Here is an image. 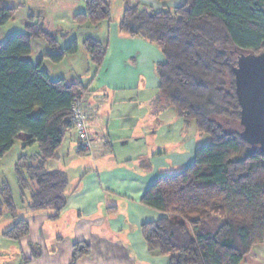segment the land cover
Listing matches in <instances>:
<instances>
[{"label": "trees", "instance_id": "16d2710c", "mask_svg": "<svg viewBox=\"0 0 264 264\" xmlns=\"http://www.w3.org/2000/svg\"><path fill=\"white\" fill-rule=\"evenodd\" d=\"M123 1L119 31L159 49L160 92L210 140L195 149L189 166L156 179L143 194L141 204L164 214L141 225L147 248L168 256L169 264H240L253 246L264 243V154L240 134L233 68L239 54H264V0H184L160 9ZM15 11L0 0V26ZM73 19L78 26L110 22L109 0H86L84 11ZM40 38L51 47L46 57L53 63L82 47L99 67L105 49L90 37L61 47L38 22L0 43V161L19 134L26 133L23 148L35 145L37 152L19 155L14 165L21 197L28 188L29 210H52L55 219L66 206L68 178L64 171L48 170L46 163L56 158L72 130L71 104L86 90L80 82L51 79L40 63L26 59L32 39ZM0 200L14 217L16 206L6 183L0 186ZM28 230L19 219L4 236L18 240ZM89 253L86 242L75 243L71 264ZM38 254L34 247V257Z\"/></svg>", "mask_w": 264, "mask_h": 264}, {"label": "crops", "instance_id": "0c3cea01", "mask_svg": "<svg viewBox=\"0 0 264 264\" xmlns=\"http://www.w3.org/2000/svg\"><path fill=\"white\" fill-rule=\"evenodd\" d=\"M85 1L2 0L16 11L0 26V43L21 32L14 26L25 31L38 22L51 26V31H46L55 35L59 44L64 43L61 47L88 37L100 41L105 57L97 67L80 47L77 53L53 63L46 57L52 53L48 43L32 39L27 60L40 63L51 79L80 82L85 88L93 149L79 154L71 130L57 149L56 158L46 163L48 170L64 171L68 178L66 206L55 219L51 218L52 210H29L31 190L28 197H21L19 191L20 204L14 200L12 185L2 171L8 166V176H15L20 151L9 158L12 146L4 155L0 186L8 185L16 209L12 217L0 200L4 207V212L0 211V264H71L73 245L78 242H86L90 253L75 264H169L168 256L148 250L141 232L142 224L157 221L164 214L140 200L156 179L174 176L189 166L200 144L192 138L199 136L200 142H206L207 136L198 132L193 121H184L160 92L156 65L163 57L159 49L142 38L120 32V19L111 17L110 22L97 26H78L73 18L84 11ZM120 1V7L125 8ZM138 1L151 9L184 3ZM112 2L109 0L110 11ZM6 28L15 31L6 33ZM27 136L19 134L21 144ZM34 147H27L25 152ZM19 219L28 225V233L18 240L6 238L4 233ZM34 247L39 249L37 257ZM240 264H264V243L253 246Z\"/></svg>", "mask_w": 264, "mask_h": 264}, {"label": "water", "instance_id": "95a60500", "mask_svg": "<svg viewBox=\"0 0 264 264\" xmlns=\"http://www.w3.org/2000/svg\"><path fill=\"white\" fill-rule=\"evenodd\" d=\"M241 136L264 154V54H239L233 68Z\"/></svg>", "mask_w": 264, "mask_h": 264}, {"label": "built area", "instance_id": "2783aa9c", "mask_svg": "<svg viewBox=\"0 0 264 264\" xmlns=\"http://www.w3.org/2000/svg\"><path fill=\"white\" fill-rule=\"evenodd\" d=\"M72 130L75 135L76 149L89 153L93 149V141L88 132L89 116L87 97L84 92L78 93L71 104Z\"/></svg>", "mask_w": 264, "mask_h": 264}, {"label": "rangeland", "instance_id": "374dc122", "mask_svg": "<svg viewBox=\"0 0 264 264\" xmlns=\"http://www.w3.org/2000/svg\"><path fill=\"white\" fill-rule=\"evenodd\" d=\"M119 2H121V1L120 0H113V2L111 4V17H112L113 20L114 19H121V16H122L121 14H122L124 6L120 7V3ZM14 27H16V29H18V31H21V32L24 31L23 28H20V26H14ZM42 28H44L45 30L51 31V26H42ZM9 30L10 29H8V28L4 29V31H6V33H11V31H15V30H10V32H9ZM5 39L6 38H4L1 42H3ZM60 45H64V43L60 41ZM50 64H52V63H50ZM193 127H194V125H193ZM206 138H207L206 142H202V141L200 142L199 136L196 137V138L193 137L192 139L196 140L197 143H200L199 146H197V147H200L202 145H205V144L209 143V141H210L209 138L208 137H206ZM17 152H19V155L24 154V153L32 155V154H35L37 152V147L35 146L34 149L32 151H30V152L29 151L25 152V149L23 148V146L20 143V141L16 140L15 144L13 145V148L11 149V152L8 155V157L10 158L12 154L15 155ZM7 167L8 166H5V169H4V171H2V173L3 174L5 173V175L7 176V179H8L7 181H9L10 185H12L11 187H12V190L14 192V200H16V202L18 204H20L21 198L19 197V188H18V184L16 182V176H14L11 179L10 176H8L9 172H8V170H6ZM25 196L28 197V188L25 190ZM23 199H24L23 202L25 203L26 198H23ZM0 211L4 212V207H3V205H1V203H0ZM4 215L9 216V213H5Z\"/></svg>", "mask_w": 264, "mask_h": 264}]
</instances>
